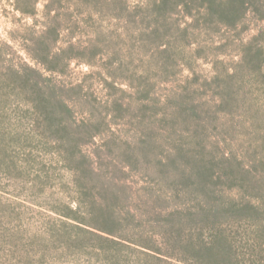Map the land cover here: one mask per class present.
Segmentation results:
<instances>
[{"label": "rangeland", "instance_id": "1", "mask_svg": "<svg viewBox=\"0 0 264 264\" xmlns=\"http://www.w3.org/2000/svg\"><path fill=\"white\" fill-rule=\"evenodd\" d=\"M0 264H264V0H0Z\"/></svg>", "mask_w": 264, "mask_h": 264}]
</instances>
